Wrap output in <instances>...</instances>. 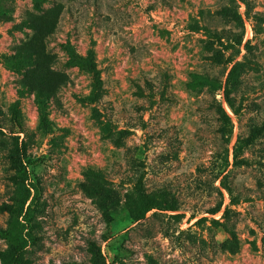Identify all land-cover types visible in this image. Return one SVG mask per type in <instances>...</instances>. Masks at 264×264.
Listing matches in <instances>:
<instances>
[{"label":"rangeland","instance_id":"1","mask_svg":"<svg viewBox=\"0 0 264 264\" xmlns=\"http://www.w3.org/2000/svg\"><path fill=\"white\" fill-rule=\"evenodd\" d=\"M247 2L0 0V264H264Z\"/></svg>","mask_w":264,"mask_h":264},{"label":"trees","instance_id":"2","mask_svg":"<svg viewBox=\"0 0 264 264\" xmlns=\"http://www.w3.org/2000/svg\"><path fill=\"white\" fill-rule=\"evenodd\" d=\"M246 3H248L247 2V0H246ZM235 41H236V44H242V42H243V34L241 35V36H238L237 38H235ZM233 61V60H232ZM235 67H236V64H234L233 65V67H232V69H231V71H230V73H229V77L232 75V73H233V71L235 70ZM227 101H228V104H229V106L231 107V109L233 110V112L235 113V114H239V110H237L236 109V107L233 105V102H232V100L229 98V95L227 94ZM220 107H221V110H222V112L224 113V116L230 121L231 120V117L229 116V114L227 113V111L225 110V108H223V106L222 105H220ZM261 131H262V129H258V130H256V131H254L251 135H250V137L248 138V143H251L255 138H256V136H258L260 133H261ZM237 156H238V154H237V152L235 153V155H234V157L237 159ZM224 177L225 176H223V178H222V183H224L223 182V179H224ZM226 188H227V190L229 191V193H230V199H231V202H230V204H237V203H239V198L237 197V196H234L233 195V193H232V191H231V188L229 187V186H226ZM222 193V192H221ZM223 204L224 203H221L220 205H218L215 209H213V211L211 212L212 214H216V213H218L221 209H222V207H223ZM176 209H178L177 207H172V210H176ZM229 210H230V205L228 204V205H226V207H225V210H224V214H226L227 212H229ZM192 218H194V216H192ZM205 219H207V217L206 216H204V217H201L198 221H201V220H205ZM21 256H22V250H21V248L20 247H17L16 248V250H15V254H14V264H22V262H21ZM98 259H99V263L100 264H107L106 263V258H105V256L101 253V251H99L98 252Z\"/></svg>","mask_w":264,"mask_h":264}]
</instances>
